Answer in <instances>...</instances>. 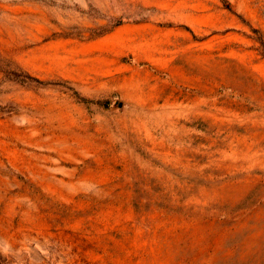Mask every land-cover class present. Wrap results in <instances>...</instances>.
<instances>
[{
	"label": "rangeland",
	"instance_id": "obj_1",
	"mask_svg": "<svg viewBox=\"0 0 264 264\" xmlns=\"http://www.w3.org/2000/svg\"><path fill=\"white\" fill-rule=\"evenodd\" d=\"M0 264H264V0H0Z\"/></svg>",
	"mask_w": 264,
	"mask_h": 264
}]
</instances>
